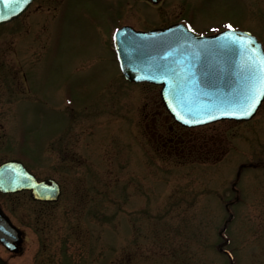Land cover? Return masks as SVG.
<instances>
[{
    "label": "rangeland",
    "instance_id": "rangeland-1",
    "mask_svg": "<svg viewBox=\"0 0 264 264\" xmlns=\"http://www.w3.org/2000/svg\"><path fill=\"white\" fill-rule=\"evenodd\" d=\"M175 20L231 24L264 48V0H33L0 25V60L20 70L14 96L0 86V161L64 187L50 220L15 217L8 264H264V101L249 121L185 129L158 86L120 71L117 26Z\"/></svg>",
    "mask_w": 264,
    "mask_h": 264
},
{
    "label": "water",
    "instance_id": "water-1",
    "mask_svg": "<svg viewBox=\"0 0 264 264\" xmlns=\"http://www.w3.org/2000/svg\"><path fill=\"white\" fill-rule=\"evenodd\" d=\"M31 1L28 0L27 4L13 2L5 7L0 0V16L7 17L0 19V24L22 14ZM150 1L156 3L158 0ZM118 30L113 46L123 75L133 82L147 81L161 85V101L178 123L192 127L221 119L248 120L255 114L256 111L247 118L222 114L245 94L247 72L242 69L248 58L247 54L236 47H218L216 40L220 33L198 35L188 31L180 23L148 31H138L127 25ZM223 31L225 30L221 32ZM237 32L249 34L256 41V47L263 50L261 43L251 33L242 30ZM137 76H151L154 79L137 80ZM170 103L185 119L202 120L206 123H183L176 118V114L169 107ZM25 174L32 178L31 181L24 179ZM33 184L37 187H33ZM21 189H29L34 199L43 201H56L60 192L58 184L52 179L36 182L19 161L2 163L0 191L6 193ZM0 227H5L12 233L9 243L13 247L6 248L18 252L22 243V232L11 224L1 210ZM0 264L7 263L0 258Z\"/></svg>",
    "mask_w": 264,
    "mask_h": 264
},
{
    "label": "snow or ice",
    "instance_id": "snow-or-ice-1",
    "mask_svg": "<svg viewBox=\"0 0 264 264\" xmlns=\"http://www.w3.org/2000/svg\"><path fill=\"white\" fill-rule=\"evenodd\" d=\"M5 7L13 2H20L27 4L28 0H2ZM6 16H0V19H6ZM225 31L221 32L220 29H212L213 32H218L220 35L217 37L216 43L218 47L222 49H229L232 47L238 48L241 52L247 54V63L242 70L247 72V86L243 98L237 103H234L228 110L223 111V115L226 116H238V117H251L257 110L258 104L261 100H264V50L256 47V41L249 34L238 33L237 30L231 25H224ZM119 31V30H117ZM188 31H192L190 28ZM116 39V36H113ZM167 74V73H165ZM140 79H154V77H140L137 76V80ZM172 111L176 114V118L183 123H206L202 120H189L185 119V116L180 113L172 104H169ZM190 115V113H189ZM210 119H216V117H210ZM26 181H31V177L24 175ZM37 187L36 184L32 185ZM12 238V233L5 227H0V244H4L5 247L11 249L13 245L9 243Z\"/></svg>",
    "mask_w": 264,
    "mask_h": 264
},
{
    "label": "flooded vegetation",
    "instance_id": "flooded-vegetation-1",
    "mask_svg": "<svg viewBox=\"0 0 264 264\" xmlns=\"http://www.w3.org/2000/svg\"><path fill=\"white\" fill-rule=\"evenodd\" d=\"M18 70H19V67L16 68L15 64H14V66L10 67L5 62H2L0 60V74L3 77L1 79L2 83H0V86L2 87L3 91H6V94L7 95H9L10 92H11V96H14L15 93L19 90L20 84H19V80H17V77H16V76H18V74L20 72V70H19V72H18ZM23 78H24V73H23ZM13 98H15V97H13ZM19 107H20L19 105L14 104L13 105L14 111L17 108H19ZM0 111H2L1 106H0ZM0 152L3 153V154H5L3 146L0 147ZM10 155L11 156L8 159L15 158L14 154H10ZM2 161H4V160H1L0 162H2ZM28 170L31 173H33L34 176L38 180H42V179H45V178H50V177L39 178L38 177L39 175L34 170V168H32V169L31 168H28ZM58 182H59L60 188H61V193H60V196H61L62 193H63L64 187H63V185L61 184L60 181H58ZM20 193H23V194H26L27 195V198H28V201L27 202H29V204H30L29 211H27V212L20 210L19 205H20L21 202L20 201H17L18 200V196H19ZM53 203H56V202H45V201L34 200V199H32L30 197L29 192L26 191V190L20 191L18 193H6V194L0 192V210L5 215H7V217L9 218V220L14 225H16L17 227H20L17 224V218L20 215H24L27 218V220H31L32 219L35 223L37 221L41 220V219H44V216H47L46 217V219H47L49 216H51V214H50L51 213V210H50V207L49 206H51ZM36 204L40 205V207L43 208V210L41 209L38 212V215H37V212H36ZM16 216H17V218H15ZM50 219H51V217L48 218V220H50ZM46 224H47V221H46Z\"/></svg>",
    "mask_w": 264,
    "mask_h": 264
},
{
    "label": "bare ground",
    "instance_id": "bare-ground-1",
    "mask_svg": "<svg viewBox=\"0 0 264 264\" xmlns=\"http://www.w3.org/2000/svg\"><path fill=\"white\" fill-rule=\"evenodd\" d=\"M262 104V103H261ZM261 106V105H260Z\"/></svg>",
    "mask_w": 264,
    "mask_h": 264
}]
</instances>
